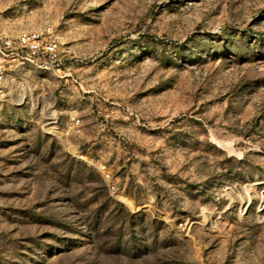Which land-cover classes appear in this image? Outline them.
Listing matches in <instances>:
<instances>
[{"label": "rangeland", "instance_id": "obj_1", "mask_svg": "<svg viewBox=\"0 0 264 264\" xmlns=\"http://www.w3.org/2000/svg\"><path fill=\"white\" fill-rule=\"evenodd\" d=\"M4 41L0 264H264V0H0Z\"/></svg>", "mask_w": 264, "mask_h": 264}, {"label": "built area", "instance_id": "obj_2", "mask_svg": "<svg viewBox=\"0 0 264 264\" xmlns=\"http://www.w3.org/2000/svg\"><path fill=\"white\" fill-rule=\"evenodd\" d=\"M39 35L37 33L30 34L29 36H22L16 44L21 48H26L32 54L36 53L38 49L37 40ZM50 50L51 47L49 48ZM17 47L11 41H4L0 43V103L7 98L8 93L6 92L8 81L14 79L15 66L9 64V61H15ZM9 64V65H8ZM75 126H78L79 121L72 119Z\"/></svg>", "mask_w": 264, "mask_h": 264}, {"label": "bare ground", "instance_id": "obj_3", "mask_svg": "<svg viewBox=\"0 0 264 264\" xmlns=\"http://www.w3.org/2000/svg\"><path fill=\"white\" fill-rule=\"evenodd\" d=\"M52 116V115H49V117ZM50 119V118H49Z\"/></svg>", "mask_w": 264, "mask_h": 264}]
</instances>
